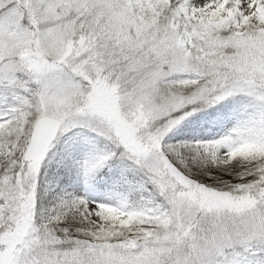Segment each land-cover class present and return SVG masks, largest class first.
Wrapping results in <instances>:
<instances>
[{
	"label": "snow or ice",
	"instance_id": "6c2138e0",
	"mask_svg": "<svg viewBox=\"0 0 264 264\" xmlns=\"http://www.w3.org/2000/svg\"><path fill=\"white\" fill-rule=\"evenodd\" d=\"M0 264H264V0H0Z\"/></svg>",
	"mask_w": 264,
	"mask_h": 264
}]
</instances>
